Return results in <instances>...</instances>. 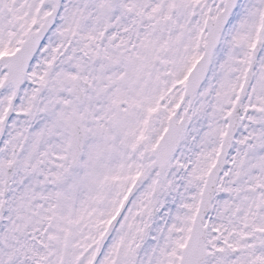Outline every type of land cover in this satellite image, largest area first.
Returning <instances> with one entry per match:
<instances>
[{"label": "snow or ice", "instance_id": "snow-or-ice-1", "mask_svg": "<svg viewBox=\"0 0 264 264\" xmlns=\"http://www.w3.org/2000/svg\"><path fill=\"white\" fill-rule=\"evenodd\" d=\"M0 264H264V0H0Z\"/></svg>", "mask_w": 264, "mask_h": 264}]
</instances>
